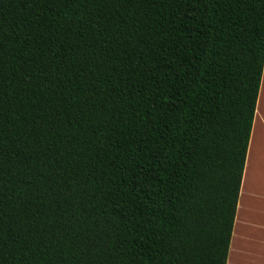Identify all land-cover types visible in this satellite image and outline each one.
Wrapping results in <instances>:
<instances>
[{
  "label": "trees",
  "instance_id": "1",
  "mask_svg": "<svg viewBox=\"0 0 264 264\" xmlns=\"http://www.w3.org/2000/svg\"><path fill=\"white\" fill-rule=\"evenodd\" d=\"M264 0H0V264H226Z\"/></svg>",
  "mask_w": 264,
  "mask_h": 264
},
{
  "label": "crops",
  "instance_id": "2",
  "mask_svg": "<svg viewBox=\"0 0 264 264\" xmlns=\"http://www.w3.org/2000/svg\"><path fill=\"white\" fill-rule=\"evenodd\" d=\"M226 264H264V65Z\"/></svg>",
  "mask_w": 264,
  "mask_h": 264
}]
</instances>
